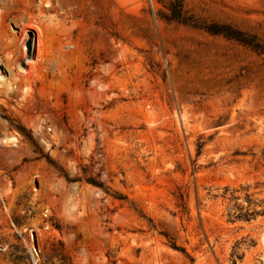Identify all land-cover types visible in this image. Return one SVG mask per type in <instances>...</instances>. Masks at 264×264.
<instances>
[{"label":"rangeland","instance_id":"rangeland-1","mask_svg":"<svg viewBox=\"0 0 264 264\" xmlns=\"http://www.w3.org/2000/svg\"><path fill=\"white\" fill-rule=\"evenodd\" d=\"M170 1L0 0V264H264V0Z\"/></svg>","mask_w":264,"mask_h":264},{"label":"trees","instance_id":"trees-1","mask_svg":"<svg viewBox=\"0 0 264 264\" xmlns=\"http://www.w3.org/2000/svg\"><path fill=\"white\" fill-rule=\"evenodd\" d=\"M167 9L169 13L166 18L168 20H174L184 24H191L193 26L197 25L193 18L187 14L182 0H171L167 6ZM204 29L213 35H221L228 40H233L255 52L256 54L264 56V42L260 41L256 35L243 32L226 24L211 23L205 25Z\"/></svg>","mask_w":264,"mask_h":264},{"label":"bare ground","instance_id":"bare-ground-1","mask_svg":"<svg viewBox=\"0 0 264 264\" xmlns=\"http://www.w3.org/2000/svg\"><path fill=\"white\" fill-rule=\"evenodd\" d=\"M24 78H25L24 75L19 72L18 74H16L15 76L12 77V80L7 82V88L9 87L8 89H12L14 84L19 83ZM0 80L3 81V82L5 80L7 81V79H5V76L3 75V72H2L1 68H0ZM7 140L14 141L15 138H13V137L12 138H7Z\"/></svg>","mask_w":264,"mask_h":264}]
</instances>
